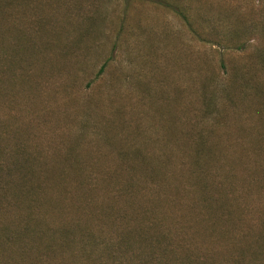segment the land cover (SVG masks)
Masks as SVG:
<instances>
[{
  "label": "rangeland",
  "instance_id": "1",
  "mask_svg": "<svg viewBox=\"0 0 264 264\" xmlns=\"http://www.w3.org/2000/svg\"><path fill=\"white\" fill-rule=\"evenodd\" d=\"M263 50L264 0H0V160L75 223L0 264H264Z\"/></svg>",
  "mask_w": 264,
  "mask_h": 264
},
{
  "label": "trees",
  "instance_id": "2",
  "mask_svg": "<svg viewBox=\"0 0 264 264\" xmlns=\"http://www.w3.org/2000/svg\"><path fill=\"white\" fill-rule=\"evenodd\" d=\"M260 64L262 65V68L264 71V50L262 53H260ZM223 60L219 58V65L222 68L223 67ZM101 69V68H100ZM222 70V69H221ZM228 77L231 78V75L227 74ZM256 85H252L251 89L256 94H259L264 98V88L263 90L261 88L255 87ZM257 92H256V91ZM208 99H212L211 97L207 98L206 104H209ZM264 105L263 102H260ZM200 152V149H199ZM17 163H16V162ZM15 163L16 167H22L26 164V162L20 161L17 157L16 160L12 161ZM9 165L5 163L4 161L0 160V206L3 204V206L8 207L10 205H14L13 209H18L19 212L17 215H13L17 220L22 219V224L18 226V228L13 229L10 225H8L10 222L14 221L12 216L9 215L10 210H6L5 218L0 220V245H8V246H15L20 254H25L27 250V243L28 240H34L33 237H43L46 236L47 241L44 245L45 248L42 249V251L47 250V257L48 260H53L57 256V252L52 249L53 246H57L58 252L62 251L61 249L66 246L63 244H59L58 241L60 240L62 243H69L72 237L71 228L75 223L67 224V221L65 219H55L50 220L47 213L44 212L41 214L42 207L47 200L43 201L39 198V190L40 186L35 182L36 180L31 178L29 175H23L20 173V175H10L14 171L9 170ZM20 172H23L22 170ZM26 172V169L24 170V173ZM82 172L78 174V177H80ZM26 174V173H25ZM1 176H3L1 178ZM42 177V176H40ZM39 177V178H40ZM74 180H78L77 174H73V176H70ZM82 180V179H81ZM135 184V178L131 176L130 179H125L124 183L122 184V189H130ZM43 189V188H42ZM12 194V198L9 199V195ZM46 195V194H45ZM44 196V199H47L46 196ZM215 197V196H214ZM206 198V209L204 211H207L208 208L212 207L215 203L218 201L216 199ZM49 201V198H48ZM18 206V207H15ZM0 212L4 214V209L1 207ZM21 211H23V214H20ZM49 211V210H46ZM261 214H264V209L261 210ZM43 216V217H42ZM264 216V215H262ZM261 216V217H262ZM44 222H47L51 225H54L51 230V228L44 224ZM141 229V228H140ZM130 233V232H129ZM128 232H125V237L122 233H118L114 235L113 237L115 239H108L103 244V252H106L109 254H112V257L110 260H112V263L116 264H126L125 256L127 255V252L129 251L128 244L131 242L130 240V234ZM137 231L133 232V235H136ZM33 235V237H32ZM29 239H28V238ZM159 244V243H158ZM160 245V244H159ZM68 246V245H67ZM161 247L165 248L164 246L160 245ZM47 248V249H46ZM114 255H117L116 257ZM41 257V256H40ZM199 257H196L194 259H189L190 264H200V261L198 259ZM37 259V257H36ZM110 263V262H109ZM238 264V263H236Z\"/></svg>",
  "mask_w": 264,
  "mask_h": 264
}]
</instances>
